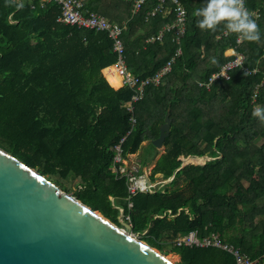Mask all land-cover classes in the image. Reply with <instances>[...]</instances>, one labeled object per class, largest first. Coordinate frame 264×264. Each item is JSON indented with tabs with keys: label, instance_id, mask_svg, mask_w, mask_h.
<instances>
[{
	"label": "trees",
	"instance_id": "1",
	"mask_svg": "<svg viewBox=\"0 0 264 264\" xmlns=\"http://www.w3.org/2000/svg\"><path fill=\"white\" fill-rule=\"evenodd\" d=\"M181 2L187 11L182 55L163 84L145 88L135 105L133 129L124 107L133 90L109 84L117 54L106 32L60 21L55 0H0V146L44 175L77 178L76 196L117 224L123 210L133 232L158 249L210 225L225 242L264 264V124L252 116L254 107H264V0H245L249 10L261 13L259 43H238L235 34L222 29L201 31L194 11L206 0ZM20 3L23 8H17ZM133 3L86 0L85 9L127 23L122 35L126 65L145 79L178 45L174 32L147 42L173 14L149 15L157 0H147L132 16ZM231 47L251 72L235 68L228 80L207 87L211 75L231 60L225 55ZM107 67L109 82L102 73ZM168 109L171 133L150 180L175 177L172 186L129 197L127 176L114 163L115 146L126 137L124 158L141 151L144 162L153 161L157 148L143 142L159 136ZM197 158L207 160L183 165ZM169 210L171 217L165 215ZM174 250L182 264H236L232 254L215 247Z\"/></svg>",
	"mask_w": 264,
	"mask_h": 264
},
{
	"label": "water",
	"instance_id": "2",
	"mask_svg": "<svg viewBox=\"0 0 264 264\" xmlns=\"http://www.w3.org/2000/svg\"><path fill=\"white\" fill-rule=\"evenodd\" d=\"M171 126L168 109L157 149ZM118 222L0 146V264H176Z\"/></svg>",
	"mask_w": 264,
	"mask_h": 264
},
{
	"label": "built area",
	"instance_id": "3",
	"mask_svg": "<svg viewBox=\"0 0 264 264\" xmlns=\"http://www.w3.org/2000/svg\"><path fill=\"white\" fill-rule=\"evenodd\" d=\"M33 1V0H29ZM42 2L50 0H41ZM61 6V14L59 20L65 23L73 24L78 28L91 29L95 31H103L108 34V37L113 41V50L117 54V61L114 65L116 73L121 77L122 86H128L133 90L131 99L124 103V107L131 113L130 121L133 129H135L137 120L135 116V105L141 101L145 94V88L147 86H160L163 84L164 79L172 72L174 64L178 58L182 55V49L180 45V39L184 36L187 25V11L181 0H157L156 6L149 12V15L154 16L158 12H165L167 14H173V20L170 23L165 24L154 36L147 39V42L154 43L162 41L166 32H174V40L178 47L173 56L162 66L154 75L145 79H140L135 76L127 67L125 59V45L122 39V35L126 30L127 23H118L111 21L107 17L85 9L86 0H55ZM147 0H134L132 8V16L137 14L145 5ZM255 13L256 22L260 18L261 13L259 10H250ZM222 36H219L221 38ZM225 55L231 57V60L222 65L218 72L211 75L209 82L206 84L209 87L215 80L220 78L229 79L230 72L235 68H242L245 72L250 73L243 66L244 56L238 51L236 47H231L226 50ZM253 70L252 72H256ZM258 90L254 91L253 103L256 102ZM122 138L120 143L115 146L114 163L118 165L119 173L127 176L128 191L131 197L137 192H150L156 191L155 185L151 183L150 178L140 175L139 167L134 164L129 167L126 162V158L123 156L122 144L125 141ZM207 158L204 159H190L185 160L183 165L186 164H204ZM116 169V167H114ZM143 178V179H142ZM158 186V185H157ZM156 186V188H157ZM129 207H132V203H129ZM123 213V210H122ZM124 214V213H123ZM171 217V211H167L165 215ZM165 215H161L164 217ZM126 219L130 223V217L126 216ZM131 224V223H130ZM174 245L181 247H215L222 249L235 257L236 264H261L260 259H253L248 254L243 252L239 247L233 244L227 243L223 240L221 233L213 230L210 225H205L202 230L191 231L185 235H179L174 240Z\"/></svg>",
	"mask_w": 264,
	"mask_h": 264
},
{
	"label": "clouds",
	"instance_id": "4",
	"mask_svg": "<svg viewBox=\"0 0 264 264\" xmlns=\"http://www.w3.org/2000/svg\"><path fill=\"white\" fill-rule=\"evenodd\" d=\"M11 3L12 0H7ZM23 8V4H17ZM196 27L201 31L216 32L222 29L225 35L237 36V42L259 43L261 31L256 22L255 13L250 11L245 0H206L204 5L194 11ZM215 59L212 63H215ZM248 73H244L247 75ZM252 116L264 124V107H254Z\"/></svg>",
	"mask_w": 264,
	"mask_h": 264
},
{
	"label": "rangeland",
	"instance_id": "5",
	"mask_svg": "<svg viewBox=\"0 0 264 264\" xmlns=\"http://www.w3.org/2000/svg\"><path fill=\"white\" fill-rule=\"evenodd\" d=\"M121 85L119 87H121ZM150 143H151V138L145 140L143 142V146L145 147V146L149 145ZM143 150H145V149H143ZM157 150H158V154H157V156L155 157V159L153 161L144 162V160L140 157L141 151H139L136 154H129L128 157H127V160H126L127 165L129 167H131L133 165V163L137 164V166L140 169V175H144L147 178L148 177L150 178V174H151L154 166L156 165L159 156H161L163 153H165L166 146H165V149L164 148H160V149H157ZM46 177L48 179H50L52 182H54L61 189H63L65 191H67L68 193L76 196V192L79 189V186H78L79 180L77 178L73 177L72 175H70L66 179H60V178H57V177H49L48 175H46ZM174 179H175V177H172L170 179H165L164 177H158L155 181L151 180V183L155 185V188H154V190H155L157 185H159L158 187H161V186L171 187ZM181 188H182V190L186 189L187 188V184L186 183H182L181 184ZM119 219L129 223V221L126 219V217L122 213V210L120 211V215L118 217V221H119ZM134 234L138 238H141V236H142V235H139L137 233H134ZM174 246L175 245H174L173 242L164 243L162 245V248L159 249V250L162 253L166 254L176 264H182V257H181V255H179L174 250Z\"/></svg>",
	"mask_w": 264,
	"mask_h": 264
},
{
	"label": "crops",
	"instance_id": "6",
	"mask_svg": "<svg viewBox=\"0 0 264 264\" xmlns=\"http://www.w3.org/2000/svg\"><path fill=\"white\" fill-rule=\"evenodd\" d=\"M111 67V68H110ZM110 67H107V68H105V69H103V71H102V73H103V75H104V77L107 79V81L109 82V80H108V78L106 77V75H105V70L106 69H109L110 68V71H109V78H110V82H109V84L112 86V85H114V81H116V80H118L119 79V75L116 73V70L114 69H112V67L113 66H110ZM121 87H122V85H121ZM114 88V87H113ZM120 88V87H119ZM116 89V88H115ZM118 89V88H117ZM150 129V128H149Z\"/></svg>",
	"mask_w": 264,
	"mask_h": 264
},
{
	"label": "bare ground",
	"instance_id": "7",
	"mask_svg": "<svg viewBox=\"0 0 264 264\" xmlns=\"http://www.w3.org/2000/svg\"><path fill=\"white\" fill-rule=\"evenodd\" d=\"M112 69L114 70L115 67L113 66ZM115 70H116V69H115ZM113 83H114V85H116V86H120V85L122 84V82H121V77L119 76V79L116 80V81H114ZM112 86H113V85H112ZM113 87H114V86H113ZM115 88L117 89L118 87H115ZM142 179H143V178H142Z\"/></svg>",
	"mask_w": 264,
	"mask_h": 264
}]
</instances>
